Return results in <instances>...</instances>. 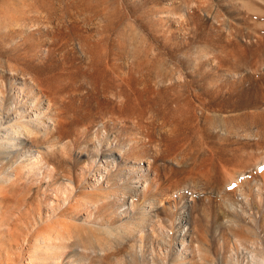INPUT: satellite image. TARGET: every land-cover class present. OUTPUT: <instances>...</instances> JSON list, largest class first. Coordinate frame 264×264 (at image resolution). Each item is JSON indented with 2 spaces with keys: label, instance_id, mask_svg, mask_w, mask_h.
Returning a JSON list of instances; mask_svg holds the SVG:
<instances>
[{
  "label": "rangeland",
  "instance_id": "obj_1",
  "mask_svg": "<svg viewBox=\"0 0 264 264\" xmlns=\"http://www.w3.org/2000/svg\"><path fill=\"white\" fill-rule=\"evenodd\" d=\"M1 135L0 264H264V0H0Z\"/></svg>",
  "mask_w": 264,
  "mask_h": 264
},
{
  "label": "bare ground",
  "instance_id": "obj_2",
  "mask_svg": "<svg viewBox=\"0 0 264 264\" xmlns=\"http://www.w3.org/2000/svg\"><path fill=\"white\" fill-rule=\"evenodd\" d=\"M47 17V16H46ZM58 18V17H57ZM60 19V18H59ZM46 21H49V20H46ZM59 22V21H58ZM50 23V22H49ZM48 23V24H49ZM50 25V24H49ZM53 25V24H52ZM246 108V107H245ZM40 123L41 124H43L44 123V121H42V120H40ZM14 125H16V126H13V130L11 131V133L12 134H14V136L12 137V142L10 143L11 145L9 146V147H12V148H14V145H15V142H16V138L15 137H17V136H19L21 133L23 134V135H30L31 134V132H33V129L32 128H28L27 126H25L21 121L20 122H14L13 123ZM260 134V133H259ZM257 136H258V133H257ZM260 136V135H259ZM6 139H7V136H4V135H1L0 136V145L1 144H5V141H6ZM151 163V162H150ZM100 164V163H99ZM248 166V165H247ZM243 170V169H242ZM241 172V171H240ZM243 173H244V171H243ZM242 173V174H243ZM240 174V173H239ZM245 177V176H244ZM232 178H234V177H232ZM93 179H95V180H97L96 178H93ZM247 179V178H246ZM231 180V179H230ZM5 182L7 181V180H4ZM243 181V180H242ZM244 182V181H243ZM143 186H145V185H143ZM132 207L133 208H135L136 207V204H135V201H134V199L132 200ZM138 207V206H137ZM142 208H143V206H141ZM145 213H146V211H145ZM148 213V212H147ZM131 225V224H130ZM133 225V224H132ZM59 234H60V232H58V234H57V237H59ZM62 234V233H61ZM50 236V237H49ZM48 236V238L47 239H45V243H47L48 245V247H49V251H50V254L54 257L55 255H54V246L53 245H51L50 243L52 242H50V240H52L51 239V234ZM52 237H54V236H52ZM56 237V236H55ZM62 237V236H61ZM39 244V243H38ZM38 244H36L34 247H36L37 248V250H39L38 249V247L37 246H39ZM55 258V257H54ZM33 259L34 260H32L33 262H31L32 264H35L36 263V261H37V258H36V256L34 255L33 256ZM56 259V258H55Z\"/></svg>",
  "mask_w": 264,
  "mask_h": 264
}]
</instances>
